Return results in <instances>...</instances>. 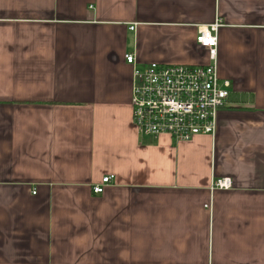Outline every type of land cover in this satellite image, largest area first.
Segmentation results:
<instances>
[{"label":"crops","instance_id":"obj_1","mask_svg":"<svg viewBox=\"0 0 264 264\" xmlns=\"http://www.w3.org/2000/svg\"><path fill=\"white\" fill-rule=\"evenodd\" d=\"M216 22L215 134H138L124 55L203 66ZM0 264H264V0H0Z\"/></svg>","mask_w":264,"mask_h":264},{"label":"built area","instance_id":"obj_2","mask_svg":"<svg viewBox=\"0 0 264 264\" xmlns=\"http://www.w3.org/2000/svg\"><path fill=\"white\" fill-rule=\"evenodd\" d=\"M220 22L197 31L196 44L207 52L203 66L148 64L135 67L133 55H124L132 67L131 119L138 134L175 142H190L199 135L213 136L218 112L225 107L230 84L217 75V31ZM129 30H133L130 27ZM113 176H105L92 187L98 195ZM232 189L229 178L211 181L210 190Z\"/></svg>","mask_w":264,"mask_h":264}]
</instances>
